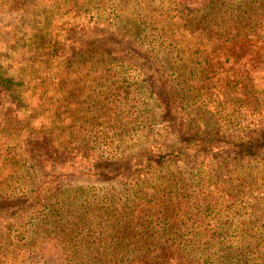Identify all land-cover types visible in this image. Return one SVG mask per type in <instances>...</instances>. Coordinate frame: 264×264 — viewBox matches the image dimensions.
I'll use <instances>...</instances> for the list:
<instances>
[{
    "label": "rangeland",
    "instance_id": "rangeland-1",
    "mask_svg": "<svg viewBox=\"0 0 264 264\" xmlns=\"http://www.w3.org/2000/svg\"><path fill=\"white\" fill-rule=\"evenodd\" d=\"M262 5L264 0H0V66L20 83L21 99L35 101L36 91L48 87L47 102L29 128L23 126L18 114L0 110V181L8 184L7 191L0 186V199L12 191H17L15 198L21 197L20 182L35 180L54 183L60 189L88 184L98 199L108 189H122L134 177L146 179L137 163L148 161L150 155L165 161L173 158L177 169L189 170L198 157L195 150L188 149L193 146L188 142L189 131L202 136L204 131L219 132L240 141L248 131L264 134V107L250 112L236 107L223 112L224 107H218L221 111L216 113L217 106H203L192 94L201 84L195 76L198 62L218 56V49L226 44L232 49L236 41H223L226 35H242L241 40L257 43L258 59L244 69L262 68L264 11L257 9ZM174 9H179V17L172 26L168 24L174 27L173 33L163 30L160 22L152 23H171ZM261 28L262 43L250 37ZM170 34L181 38L173 41ZM92 42L108 48L84 57L87 44ZM110 49L113 56L108 55ZM76 82L81 85L77 89L84 101L78 107L91 119L72 132L83 134L84 143L89 142L92 148L84 155L59 161L52 169V157L33 148L36 137L29 146L20 140L31 132L39 135L43 119L47 124L52 122L46 117L53 115L58 98L64 99L66 112L76 108L71 97ZM77 142L73 139L71 144ZM39 163L46 167L37 171L33 166ZM128 168L132 173L129 178H111ZM85 193L69 191L68 197L78 194L84 198ZM25 201L23 197L8 199L0 213L7 220L19 217L20 209L30 206ZM37 209L29 207L28 213L39 216L42 211ZM19 242L23 245L24 240ZM26 248L17 247L16 253L20 252L21 264H32L21 256ZM149 263L174 262L161 254L152 255Z\"/></svg>",
    "mask_w": 264,
    "mask_h": 264
},
{
    "label": "trees",
    "instance_id": "trees-1",
    "mask_svg": "<svg viewBox=\"0 0 264 264\" xmlns=\"http://www.w3.org/2000/svg\"><path fill=\"white\" fill-rule=\"evenodd\" d=\"M257 9L264 11V6ZM178 10H173L171 23L162 20L152 23L160 22L163 30L173 33L174 27L169 28L168 24L172 26L177 21ZM261 33L262 28L250 37L262 43ZM168 36L173 41L181 38V35ZM239 36L242 35L222 37L223 41H236L231 44L232 49L226 44L218 49V56L198 62L200 66L195 70L201 84L192 94L203 101V106H217L216 113L221 111L218 107H224L223 112L230 107L246 112L264 107V54H261L262 68L254 66L246 72L244 67L258 59L259 45L248 39L243 41ZM107 48L105 44L92 42L87 44L83 56ZM112 54L110 49L108 55ZM221 84L224 85L219 87ZM75 86L71 90L74 110L66 112L64 99L58 98V104L52 107L53 115L46 117L52 122L47 124L43 119L39 135L31 132L20 140L29 146V141L36 137L33 148L52 157V169L59 161L84 155L92 148L89 142L84 143L83 134L72 132L80 130L78 124L91 119V115L81 114L78 106L84 101L77 89L81 85L76 82ZM47 88L36 91L35 101L21 99L20 83L0 66V110L18 114L23 126L29 128L35 124L37 114L47 102ZM62 89L67 92V87ZM189 132L188 142L194 148L188 149L198 154L189 170L177 169L173 158L165 161L150 155L148 161L137 163L145 171L146 179L134 177L136 180L133 178L122 189H108L98 199V193H91L88 184L60 189L54 183L21 181L22 196L15 198L17 191L2 196L0 208L8 199L23 197L27 200L24 203L29 201V207L38 208L42 213L33 217L32 211L28 213L29 207H25L20 209L21 216L8 217L9 220L0 213V220L3 219L0 221V264H21L20 252L16 253L20 246L29 247L21 256L32 264H150L152 255L161 254L168 255L173 264H264V134L248 131L240 141L219 132L204 131L203 136L198 131ZM73 139L78 141L75 145L71 144ZM33 167L40 171L46 165L39 163ZM131 174L128 168L111 178L127 179ZM6 185L0 181L3 191H7ZM81 190L86 192L84 198L78 194L68 197L69 191ZM37 217L42 224L39 220L36 222ZM36 225L41 227L30 231ZM20 240H24L23 245L17 244Z\"/></svg>",
    "mask_w": 264,
    "mask_h": 264
}]
</instances>
